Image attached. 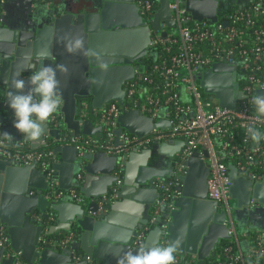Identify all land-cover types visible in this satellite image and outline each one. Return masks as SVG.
Listing matches in <instances>:
<instances>
[{"label": "water", "instance_id": "water-1", "mask_svg": "<svg viewBox=\"0 0 264 264\" xmlns=\"http://www.w3.org/2000/svg\"><path fill=\"white\" fill-rule=\"evenodd\" d=\"M80 1L70 8H51L48 21L29 29L7 26L0 17V137L4 132L12 133L14 141L25 140L33 150L50 139L55 160L52 180L58 189L78 188L83 196L80 204L66 198L59 203L49 201L45 197L47 182L36 164L14 166L0 161V224L8 238V244L0 247V264H117L131 248L137 232L146 226L152 228L143 246L133 252L159 246L164 236L167 245L176 243L179 257L191 256L193 262L213 258L217 245L231 236L224 224L225 214L206 200V151H194L183 163L187 173L179 177L181 197L171 202L165 225L161 217L150 223V213L159 197L156 184L174 176V161L184 147L182 141L133 151L121 159L103 153L78 157L75 147L65 143L74 136L100 134V127L86 115L110 102L123 103L125 84L135 78L143 60L152 54L151 31H160L161 23L175 27L170 20L169 1H160L150 27L144 26L135 0ZM184 7L193 21H217L215 0H185ZM0 8L5 5L0 4ZM77 38L84 40V49L70 54L65 45ZM41 52L50 55L43 59L38 56ZM57 63L67 67V73H58L63 93L62 128L54 129L47 122L41 140L28 141L13 127L8 93L16 91L13 85L17 79L27 86L34 70ZM219 72L225 74L221 79L217 77ZM228 74L231 79L235 76L233 67L215 64L198 80L205 93L214 95L222 108L231 110L244 96L236 85L232 88ZM258 94L264 95V91ZM117 123L116 137L122 130L144 137L168 127L167 121H154L136 110L123 111ZM157 159L162 163L168 160V164L157 165ZM228 170L230 197L237 213L248 208L251 200L264 209V182L252 185L237 177L233 165H228ZM77 175L80 180L76 182ZM51 213L56 221L45 230L43 221ZM55 232L59 234L53 236ZM69 233L74 237L63 246L61 242Z\"/></svg>", "mask_w": 264, "mask_h": 264}, {"label": "built area", "instance_id": "built-area-1", "mask_svg": "<svg viewBox=\"0 0 264 264\" xmlns=\"http://www.w3.org/2000/svg\"><path fill=\"white\" fill-rule=\"evenodd\" d=\"M160 1L135 0L144 26L150 27ZM168 1L170 20L175 27L169 28L161 23V30L151 31L150 37L152 53L153 48L161 47L168 54L167 60L152 68L157 73V80L143 77L139 71L132 81L125 84L121 105L110 102L92 111L91 115L101 129L100 134L91 137L74 136L65 140V143L75 147L78 157L86 153H103L121 159L133 151L150 149L169 141H182L184 147L174 161L173 177L176 180L156 184L159 197L150 213V223L161 217L165 225L169 222L167 210H172L171 202L181 197L182 181L179 177L187 173L183 163L194 151H206V200L214 203L218 212L225 214L224 224L232 240L231 245L224 246L221 242L217 245L215 255L218 249L220 252L217 257L220 259L216 264H257L253 258H264V236L256 231L249 246L243 249L240 244L233 222V213L237 208L234 202L231 203L232 181L228 165L234 166L237 177L246 179L252 185L264 182V140L257 144L246 136V128L250 125L264 133V119L255 113L251 103L258 92L264 91V0H215V23L208 20L193 21L185 10V0ZM172 29L174 33L170 31ZM215 64H226L235 71L232 79L228 74L232 88L236 85L238 92L244 96V99L237 102L235 109L222 108L216 99L203 100L198 77ZM224 75L219 72L217 77L221 79ZM144 84L151 87L147 88ZM166 105L168 110L163 112L162 107ZM128 110H136L154 121L165 120L168 127L153 130L144 137L122 130L116 137L115 131L119 128L117 119L123 111ZM162 112L166 118H163ZM84 113L81 111V115ZM61 120L58 112L48 123L57 129ZM0 161L14 166L36 164L47 182L45 197L49 201L58 203L66 198L74 204L83 202V196L76 188L66 191L57 188V183L52 180L51 165L55 160L51 151L31 150L22 142L0 137ZM79 180L80 176L77 175L75 181ZM102 202H99L100 206ZM255 206L251 200L248 209ZM48 220L54 219L48 215ZM151 228L146 226L138 231L128 251L142 247ZM73 237L69 233L61 244L68 245ZM7 244L5 228L0 224V247ZM166 245L167 240L162 236L159 246ZM182 258L176 255V264ZM189 258L192 261L194 259L191 256Z\"/></svg>", "mask_w": 264, "mask_h": 264}, {"label": "clouds", "instance_id": "clouds-1", "mask_svg": "<svg viewBox=\"0 0 264 264\" xmlns=\"http://www.w3.org/2000/svg\"><path fill=\"white\" fill-rule=\"evenodd\" d=\"M65 47L70 54L81 51L84 49V40H71ZM49 55L47 52L38 53L43 59H47ZM58 73H67V67L58 63L44 64L31 73L27 86L24 80L17 79L13 85L16 91L8 93L7 107L12 113L13 127L28 141H40L45 135L47 122L61 108L63 93L60 91ZM251 103L255 113L264 117V95H256ZM246 136L257 144L264 140V133L252 125L246 128ZM3 138L15 140L9 132H4ZM177 252L175 242L166 246L145 247L135 252H126L118 259L117 264H176Z\"/></svg>", "mask_w": 264, "mask_h": 264}, {"label": "crops", "instance_id": "crops-1", "mask_svg": "<svg viewBox=\"0 0 264 264\" xmlns=\"http://www.w3.org/2000/svg\"><path fill=\"white\" fill-rule=\"evenodd\" d=\"M2 2L5 5V8L4 9L0 8V17H4L5 23L7 26H10L15 29L16 28L17 29H23V28L29 29L33 27V25L35 26V25L44 23V21H48L47 12L48 10L52 8L51 3L48 1L32 0L30 2L29 0H2ZM60 3L61 2L59 0V3H57V6H59ZM59 114L61 115V118H62V114L60 113V110H59ZM164 115L166 114L163 113V118H166V116ZM86 116H87L86 119H90L93 122L94 126H97V123L91 114H88ZM13 142H16V141L13 140ZM19 142H22L25 146L31 149L30 145L25 140H22ZM40 145H41L40 146L41 148L46 147L45 143H41ZM166 161L168 164V160H165V162ZM165 162L163 163L160 162V159L156 160L157 165H159L160 163V165L163 166ZM238 221H240L239 225H240V230H242V232L255 230V231L261 232L262 235L264 236V221L260 223L258 222L259 220H254L252 219V217H249L248 215L246 218L241 217V216L238 217ZM57 234H59V232H55L53 236H56Z\"/></svg>", "mask_w": 264, "mask_h": 264}, {"label": "trees", "instance_id": "trees-1", "mask_svg": "<svg viewBox=\"0 0 264 264\" xmlns=\"http://www.w3.org/2000/svg\"><path fill=\"white\" fill-rule=\"evenodd\" d=\"M154 1H157V0H154ZM48 2H50L52 8H54V7H57V3H59V0H48ZM170 31L172 33L175 32L173 29L170 30ZM171 50H172V52L175 53V49L174 48H172ZM167 56H168V54L165 53V50L163 48H161V47L153 48V53L149 57L145 58L143 60V63L141 64V70H140L141 71V75L143 77H147V78H150L152 80H154V79L157 80L156 79L157 73H155L152 68H153V66H157V65L160 66L162 61L167 60ZM144 86L147 87V88L151 87V85H148V84H144ZM89 101H90L89 99H86L85 103L87 105H89ZM167 110H168V106L167 105L162 107V111L163 112L167 111ZM60 127L62 128V126H60ZM52 147H53V143L49 139L47 141V143H46V147H42V148L40 147L36 151L50 152L52 150ZM173 180H176V179L174 177L166 178L165 182H169V181H173ZM76 190L78 191V188H76ZM164 212H166V211H164ZM164 212L162 211V213H164ZM49 215H51L54 220L53 221H49L48 217H46V219L43 221V226L44 227H48V229H49V226H51L55 222L54 213H51ZM238 217H240V216H238ZM234 227H235V230H236L237 238H238L240 244L243 245V249H245L246 246H249L248 243L252 240L251 237H253L255 235V233H257V232L255 230L242 232V230H240L239 223H235V222H234ZM243 234L245 236H243ZM231 244H232V240H227V241H222L221 242V245H224V246L225 245H231ZM218 252H220V251L217 249L216 255L213 258L205 260L203 262H193L189 257H183L179 264H216L217 262H219V259H220V258L217 257ZM253 260H255L257 262V264H264V258L263 257L256 256V257L253 258Z\"/></svg>", "mask_w": 264, "mask_h": 264}, {"label": "flooded vegetation", "instance_id": "flooded-vegetation-1", "mask_svg": "<svg viewBox=\"0 0 264 264\" xmlns=\"http://www.w3.org/2000/svg\"><path fill=\"white\" fill-rule=\"evenodd\" d=\"M75 1L76 0H60L61 3L58 7H60L61 5L62 6L64 5V6H68V8H70L71 6H73ZM80 3H83V1L81 0ZM58 7H56V8L58 9ZM236 214H238V216H241V217L248 215L249 217H252V219H254V220H259L258 222H260V223L264 221V209H261L259 206L249 208L245 212H242V213L240 212V213H236Z\"/></svg>", "mask_w": 264, "mask_h": 264}, {"label": "rangeland", "instance_id": "rangeland-1", "mask_svg": "<svg viewBox=\"0 0 264 264\" xmlns=\"http://www.w3.org/2000/svg\"><path fill=\"white\" fill-rule=\"evenodd\" d=\"M200 90H201L200 92L202 93L203 100H210V101L211 100L212 101L215 100L214 95L205 93L202 89H200ZM231 203H233V201ZM247 209L248 208H245V210H242V211L245 212ZM236 213H237V211L236 212L234 211V213H233V221L235 223H240V221H238V214H236ZM246 217L247 216H244V218H246Z\"/></svg>", "mask_w": 264, "mask_h": 264}]
</instances>
